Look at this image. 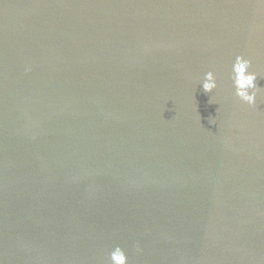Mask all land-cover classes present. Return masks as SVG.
<instances>
[{"label":"water","instance_id":"1","mask_svg":"<svg viewBox=\"0 0 264 264\" xmlns=\"http://www.w3.org/2000/svg\"><path fill=\"white\" fill-rule=\"evenodd\" d=\"M116 246L264 264V0H0V264Z\"/></svg>","mask_w":264,"mask_h":264},{"label":"clouds","instance_id":"2","mask_svg":"<svg viewBox=\"0 0 264 264\" xmlns=\"http://www.w3.org/2000/svg\"><path fill=\"white\" fill-rule=\"evenodd\" d=\"M252 61L244 56L237 55L232 64V83L235 89V97L248 107L252 108L257 105L258 96L261 87L257 84L258 75L255 71H251ZM202 90L211 94L217 88L216 77L213 72L209 71L205 74L201 82ZM137 253L142 252L139 245L136 246ZM108 264H129L128 256L125 250L120 246H116L108 254Z\"/></svg>","mask_w":264,"mask_h":264}]
</instances>
